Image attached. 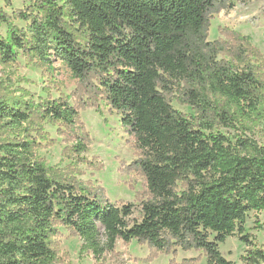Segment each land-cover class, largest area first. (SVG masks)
Masks as SVG:
<instances>
[{
  "label": "trees",
  "instance_id": "trees-1",
  "mask_svg": "<svg viewBox=\"0 0 264 264\" xmlns=\"http://www.w3.org/2000/svg\"><path fill=\"white\" fill-rule=\"evenodd\" d=\"M232 8L233 0H30L11 16L0 8L7 27L0 66L22 56L45 68L54 58L77 80L81 103L61 96L35 104L0 79V264H59V227L95 264L116 254L118 241L133 240L147 245L150 262L179 248L201 252L206 264H232L219 245L234 236L247 247L242 264H264L245 229L249 214L264 212V143L253 131L264 127L260 54L231 32L226 41L207 40L212 17ZM101 102L138 154L127 168L146 184L139 221L131 220L133 204L111 203L94 182L47 167L36 154L43 123L71 143L65 153H87L79 111L101 114Z\"/></svg>",
  "mask_w": 264,
  "mask_h": 264
},
{
  "label": "rangeland",
  "instance_id": "rangeland-1",
  "mask_svg": "<svg viewBox=\"0 0 264 264\" xmlns=\"http://www.w3.org/2000/svg\"><path fill=\"white\" fill-rule=\"evenodd\" d=\"M30 0H0V8L8 15L15 11L26 9ZM17 29L24 30L26 24L20 20H12ZM7 27H0V34L5 37ZM234 33L242 38H247L249 44L258 51L260 60L256 63L264 74V0H233V8L221 11L214 15L209 23L207 40L226 41L225 34ZM232 35V34H229ZM0 79L11 86L17 96L20 90L26 92V100L37 104L40 100L57 99L66 96L70 105L80 106L74 98L77 80L70 70L60 61L53 58L51 67L35 68L27 65L25 58L19 56L17 62L7 66H0ZM173 108L193 116V112L186 106L173 102ZM101 114L94 108L85 106L79 111L80 124L89 137V151L81 154L80 158L64 152L71 143L65 141L57 133V127L43 123L44 139L39 141L40 148L36 151L47 167L56 168L65 172H72L82 182L91 181L103 188L105 195L111 203L121 206L133 204L134 211L131 220H140V202L147 199L146 184L139 172L127 166L131 165L138 157L133 148L132 140L126 135L121 119L109 111L104 103H100ZM255 125V124H254ZM218 131L232 139L235 132L231 129L219 128ZM255 138L264 143V127L261 123L253 127ZM64 152V153H63ZM84 159L80 162V159ZM100 165L99 170L93 166ZM260 225L262 229L256 226ZM246 233L254 238L258 247L264 250V212L248 215L245 224ZM54 240L59 251V264H95L90 254L80 255L81 242L78 238L71 237L69 232L59 227ZM247 247L240 243L237 236L229 237L219 245L222 256L232 264H242L240 258ZM149 248L135 240L125 245L121 241L116 244L114 255L106 256L104 264H115L121 260L123 264H171L174 260L180 264L183 260L194 259L193 264H206V259L201 252H185L179 248L173 254H158L153 261H148Z\"/></svg>",
  "mask_w": 264,
  "mask_h": 264
}]
</instances>
